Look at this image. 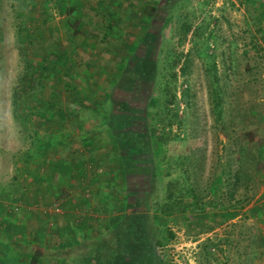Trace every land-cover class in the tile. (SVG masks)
<instances>
[{
	"label": "rangeland",
	"instance_id": "obj_1",
	"mask_svg": "<svg viewBox=\"0 0 264 264\" xmlns=\"http://www.w3.org/2000/svg\"><path fill=\"white\" fill-rule=\"evenodd\" d=\"M63 70L85 91L65 110L70 133L47 130L52 96L73 99ZM39 135L53 157L84 141L105 166L87 221L124 223L133 242L110 240L94 262L264 264V0H0L1 185L27 158L35 171Z\"/></svg>",
	"mask_w": 264,
	"mask_h": 264
},
{
	"label": "crops",
	"instance_id": "obj_2",
	"mask_svg": "<svg viewBox=\"0 0 264 264\" xmlns=\"http://www.w3.org/2000/svg\"><path fill=\"white\" fill-rule=\"evenodd\" d=\"M21 96L23 99V95ZM43 97L46 98L44 94ZM52 99L61 102L70 115L76 109L72 108L75 107V104L72 100L69 101V96L63 92L55 93ZM65 110L62 111L64 116H60V111L55 107L51 110V113L54 114L53 117L59 118L57 120L60 125L67 120V118H63L66 116ZM50 118L52 117L40 118L44 131L63 132L61 129H66V133H70L66 125H61L59 128L58 124H54L52 128L46 130L45 128L50 127ZM111 130L116 131L115 129ZM27 138L30 139V134ZM39 138L36 141L38 147L34 152L38 156L36 164H34L35 171L31 168V162L27 158L32 154V152L29 153V150H33L27 146V149L22 152V155L27 159L20 164V172H16L18 164L15 165L14 173L3 179L4 184H0V217L4 219L8 216L10 218V222L0 221V264H7L8 257L13 261V264H31L30 259L35 260L34 264H66L64 260L67 257L72 264H102V259H97L98 262H94L93 259L102 255L99 248L106 244L109 230H114L116 225L107 223L105 225V223L88 222L87 220L99 217L96 216L98 209L94 208L92 204L88 205L92 201L88 196H90L89 193L93 187L95 189L91 190V193H96L102 186V182H99L97 178L106 179L105 166L103 167V164L88 155L90 145L84 141L78 150L72 148L64 154L61 150L54 149L57 153L53 157L49 153L50 150L46 148L48 145L41 144L47 139L41 135ZM55 142L49 141L56 148L57 146L66 148L68 139H55ZM75 158H78L77 162L74 161ZM97 160L101 161L100 158ZM120 161L124 165V159L121 158ZM107 164L108 162L104 165ZM74 175L78 187L84 189L82 195L70 183ZM91 182L94 183L93 187L90 186ZM74 212H82L86 215L79 214L78 220L76 215L75 218L72 216ZM50 218L53 219V223L50 222ZM3 223L20 225L24 228V235L22 237L17 235L15 239L18 251L12 256H9L8 253L14 250V247L11 246L16 243H14L12 234L5 232ZM102 226H105L104 229L108 232H105Z\"/></svg>",
	"mask_w": 264,
	"mask_h": 264
},
{
	"label": "trees",
	"instance_id": "obj_3",
	"mask_svg": "<svg viewBox=\"0 0 264 264\" xmlns=\"http://www.w3.org/2000/svg\"><path fill=\"white\" fill-rule=\"evenodd\" d=\"M120 21H123V19L121 18V16H120V19H119ZM105 37V36H104ZM24 48H22V47H20V50H19V52H20V57H21V55H22V50H23ZM25 50V49H24ZM27 51V50H26ZM23 57V56H22ZM23 60V59H22ZM20 64H22L21 62H20ZM23 64H25L24 63V61H23ZM29 64H32V63H29ZM184 69V68H183ZM63 75H68L69 76V78L70 79H68V81L69 80H71L70 82H68V81H66L65 83H66V88L67 89H69V90H71L72 92H73V99H72V101H73V103L75 102L74 100H82L81 99V96H82V93L83 92H85V91H83V92H81L80 91V89H79V85H81V87L83 88V85L82 84H79V82L77 81V79H76V77L74 76V74L73 73H69V71H65V70H63ZM33 76H35V74L33 75L32 73H28V72H25V78H28L29 79V81H30V87L29 88H32V87H34L35 85H37L38 84V82H36V79H35V77H33ZM25 80V79H24ZM72 84V85H71ZM23 89V92H24V96H26V90H25V88H22ZM26 89H28V87H26ZM217 89V88H216ZM215 89V91L214 92H212V95H213V105H214V108H216L217 110H219V94H218V91ZM23 95V94H22ZM54 101H55V99H54ZM49 104L54 108V106L60 111V116H64V115H62V111L63 110H65L64 109V106L62 105V103L61 102H59V101H55V102H53L52 101V99L49 101ZM75 104V103H74ZM72 108H75V107H72ZM97 108H99V106H95V107H93L92 109H91V111H92V113H95V111L97 110ZM115 110L113 111V115L111 116L112 118H116V119H118V120H122V117H121V115H120V110L118 109V107H116V108H114ZM122 111V110H121ZM124 112H125V110H124ZM126 113V112H125ZM64 114V113H63ZM96 114V113H95ZM97 116V115H96ZM127 116H129V113L127 114L126 113V115H125V118H127ZM123 119H124V116H123ZM121 163H122V161H121ZM236 181V180H235ZM113 182V181H112ZM124 225V223H120L118 226H116V228L113 230V236L109 239V240H106L105 242H106V244H105V246L107 245V246H111L110 244H108L109 243V241L110 240H114L115 242H117V243H115L113 246H115V247H113L114 248V252H117V251H122V249L124 248V247H126L127 248V244L129 243V244H132V242L133 241H131L130 239H125V234H126V232H129V230H128V228L127 227H125V226H123ZM133 233L131 232V235H132ZM122 236V237H121ZM110 237V236H109ZM134 239V238H133ZM125 245V246H124ZM124 251V250H123ZM34 262H35V260H32V264H34Z\"/></svg>",
	"mask_w": 264,
	"mask_h": 264
}]
</instances>
